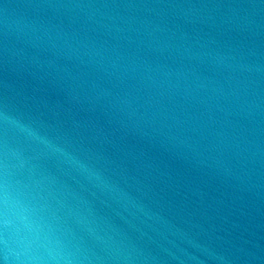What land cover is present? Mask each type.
<instances>
[{"label":"water","instance_id":"1","mask_svg":"<svg viewBox=\"0 0 264 264\" xmlns=\"http://www.w3.org/2000/svg\"><path fill=\"white\" fill-rule=\"evenodd\" d=\"M0 264H264V0H0Z\"/></svg>","mask_w":264,"mask_h":264}]
</instances>
